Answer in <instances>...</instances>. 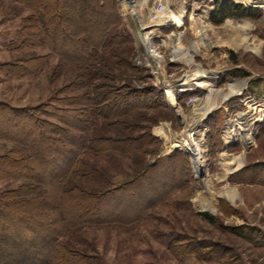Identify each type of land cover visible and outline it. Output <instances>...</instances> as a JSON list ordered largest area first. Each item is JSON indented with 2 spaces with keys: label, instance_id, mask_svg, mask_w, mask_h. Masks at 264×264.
Segmentation results:
<instances>
[{
  "label": "rangeland",
  "instance_id": "rangeland-1",
  "mask_svg": "<svg viewBox=\"0 0 264 264\" xmlns=\"http://www.w3.org/2000/svg\"><path fill=\"white\" fill-rule=\"evenodd\" d=\"M101 1L0 0V190L61 233L34 264H264V1L215 23L216 0H167L184 19L158 34L167 78L236 92L206 121L209 91L178 84L173 105L137 41L156 0Z\"/></svg>",
  "mask_w": 264,
  "mask_h": 264
},
{
  "label": "trees",
  "instance_id": "trees-1",
  "mask_svg": "<svg viewBox=\"0 0 264 264\" xmlns=\"http://www.w3.org/2000/svg\"><path fill=\"white\" fill-rule=\"evenodd\" d=\"M103 3L104 1L102 0L101 4ZM251 12L243 5L230 0H216L211 19L215 23H221L227 17L236 15L249 16V14H252ZM23 110L25 108L17 109L20 112H23ZM62 167V170L59 173L57 172L55 174L56 177L53 178L57 182V187L60 188L61 195L70 194L73 190H66L64 185L70 174H68V170L65 171L64 167ZM114 188L118 189L119 187ZM18 191L19 189L0 190V264H34L38 260L43 262L46 259L44 255L40 254L41 249L44 244L46 246L48 243L38 240L39 237L41 238L42 235L48 239L47 241L50 244H53V242L57 244L59 243L58 236L61 233L59 232V234L54 231L55 229L47 226V223L41 218H36V211L31 213L28 209L18 206L20 203L24 204L25 200L11 201V196ZM60 198V203H62L63 195Z\"/></svg>",
  "mask_w": 264,
  "mask_h": 264
},
{
  "label": "bare ground",
  "instance_id": "bare-ground-1",
  "mask_svg": "<svg viewBox=\"0 0 264 264\" xmlns=\"http://www.w3.org/2000/svg\"><path fill=\"white\" fill-rule=\"evenodd\" d=\"M124 3H125V6H127V8H132V11H133V5L134 3L130 0H122ZM235 1H241V2H245V3H249L251 4V2L253 3L254 1L256 0H235ZM264 1V0H263ZM203 2V1H202ZM133 3V4H132ZM148 2H142L139 6L140 8L146 6ZM156 3L161 5L163 4L164 7H163V11L160 12L159 14V17L156 20H152L150 22H140V20L136 17L135 20L136 22L139 24L138 27L139 29L137 28V30H139V32L142 33L143 35V38H140V45L141 47L143 48V52H146L147 54V57H149V60L150 61H155L156 63H159V62H162V58L160 57V53L159 51L156 49V47L154 46V44L156 43V41H158L157 38V33L159 32H163L162 30L164 29V26L166 23L170 22V23H173L175 26H180V27H184V19L182 17V15L180 13H178L177 11H175L172 6H171V3L168 2L167 0H156ZM147 7V6H146ZM259 7L261 9L264 10V2H262ZM147 9V8H146ZM143 11V10H142ZM141 11V12H142ZM134 12V11H133ZM184 12V11H183ZM135 13V12H134ZM143 14V13H142ZM206 16V15H205ZM207 17V16H206ZM168 21V22H166ZM206 22V21H205ZM136 25V24H135ZM136 28V27H135ZM166 29V28H165ZM164 29V30H165ZM181 29V28H180ZM203 32V31H202ZM171 35V34H170ZM175 35V38L177 42L175 43H178L176 46H175V51H174V54L175 56L173 57V60L175 61H178V59L181 60V58H177V54L179 53H186V56H188L189 54V50L188 49H184L183 47L180 46V40L183 38V35H182V32H177L176 34H173V36ZM172 36V37H173ZM201 36V40H205V35H200ZM170 39L171 37L170 36H167L166 39ZM206 41V40H205ZM174 42V41H173ZM209 44V43H208ZM250 45V44H249ZM259 45V44H258ZM193 48L194 50L198 51L199 49V46L198 44L195 42L194 45H193ZM176 58V59H175ZM190 61V60H189ZM187 68V67H186ZM203 70V69H202ZM209 73V72H208ZM206 70H203L202 72L200 71V69L198 68L197 71L194 73L195 76L191 79H196V86L204 89V90H207L209 91L206 95V98H205V106L201 112V120L202 119H205L207 117H209V115L218 108V96L222 95L223 94V97L222 99L224 98H229V97H233L235 95L236 92H234V90L232 89H229L228 92H225V91H216V89H214V85L213 83L211 82V80H206L204 81L203 79H200V78H203V77H207V74ZM202 74H204L202 76ZM188 79V78H187ZM187 79L185 80V82H187ZM201 80V81H200ZM188 91V90H187ZM167 93L170 95V101L173 105L176 104V101H174V94H172L171 90L168 88L167 89ZM201 100V99H200ZM225 101V100H224ZM244 114H241L240 118H239V122L240 121H243L244 120ZM208 119V118H207ZM205 119V121L207 120ZM192 124V123H191ZM190 127L194 128V124L193 125H189ZM188 126V127H189ZM189 127V128H190ZM244 131L246 130L244 127L242 128ZM194 131V130H193ZM234 131V130H233ZM244 135L246 136V139H248L249 137V134H247V132H244ZM189 138L190 140L192 141V143L190 142H187L186 140V144H192L194 145V148L191 147V152H192V160L194 161L195 164L197 163H200V158L202 157V149L201 147L197 144L195 145V141L193 140V137L191 136V134H189ZM251 138V137H250ZM200 143V142H199ZM189 146V145H188ZM190 147V146H189ZM186 148V147H185ZM200 165V164H199ZM196 166V165H195ZM201 173V172H200ZM204 176V175H203ZM203 182L204 184H206L207 186L210 185V178L208 176L205 175V177L203 178ZM205 187V186H204ZM233 192V191H232ZM231 192V193H232ZM230 193V192H229ZM230 193V194H231ZM229 196V195H228ZM227 197V196H226ZM230 197H235V195L233 196H230ZM233 200V199H232Z\"/></svg>",
  "mask_w": 264,
  "mask_h": 264
},
{
  "label": "built area",
  "instance_id": "built-area-1",
  "mask_svg": "<svg viewBox=\"0 0 264 264\" xmlns=\"http://www.w3.org/2000/svg\"><path fill=\"white\" fill-rule=\"evenodd\" d=\"M163 7H164V5L163 4H161V5H159V4H157L156 2H155V6L151 9V10H149V15H147L146 17H137L139 20H140V22L142 23V22H150V21H152V20H156L157 21V19H158V17H159V14H160V12L161 11H163ZM166 22H168V21H166ZM135 27H136V38H137V41L139 42V43H141L139 40H140V38H143V35H142V33L141 32H139V30H137V28L139 29V27H138V23L135 21ZM167 27H171V28H180V26H175L173 23H170V22H168V23H166L165 24V26H164V29L165 28H167ZM163 29V30H164ZM162 30V31H163ZM179 32H181V31H179ZM160 33V32H159ZM159 33H157V38H158V34ZM172 34V33H171ZM167 36H170V35H166V37ZM156 38V39H157ZM161 42H164V43H166V39H162V41ZM159 42H156L155 44H154V46L156 47V49L157 50H159V47H158V44ZM159 53H160V51H159ZM160 55V57L162 58V62H159V63H156L155 61H150L149 60V57H147V54H146V52H144V56L146 57V61H147V63L148 64H150L151 65V67H152V72L154 73V76L156 77V80L158 81V83L159 84H161L162 86H165L166 88H165V91L167 92V89L169 88L170 90H171V92L173 91V89H174V86H175V83H172V81L170 80V79H168L167 78V75H166V72H165V68H164V63H165V60H164V57H162V55L161 54H159ZM173 61H175V60H173ZM177 62V61H176ZM207 72V71H206ZM208 75V74H207ZM195 75H194V71H193V74H186V78L184 77L183 78V80H180L179 82H178V84H181V85H184V87L185 88H183L184 90H193L194 88H197V89H201V90H204V89H202V88H200V87H198V86H196V79H193V80H191L193 77H194ZM208 77V76H207ZM188 78V79H187ZM195 78H196V76H195ZM187 79V82H185V80ZM201 79H203L204 81H206V80H211L210 78H201ZM206 79V80H205ZM212 82V81H211ZM192 83V85H193V87L190 85ZM178 84L175 86V87H178ZM187 85V86H186ZM189 86V87H188ZM188 87V88H187ZM173 94V93H172ZM246 122V117H244V120L243 121H240L239 122V120H238V124L240 123V124H244ZM191 133H194V131H191ZM187 140V142H190V143H192V141L190 140V138L189 139H186ZM186 140H185V145L186 146H188V149L190 150V153H191V155H192V152H191V147L192 148H194V145H192V144H186ZM195 145H197V142L195 141Z\"/></svg>",
  "mask_w": 264,
  "mask_h": 264
}]
</instances>
